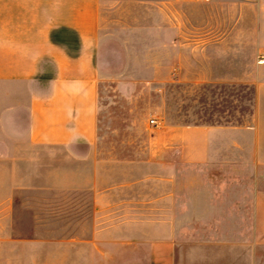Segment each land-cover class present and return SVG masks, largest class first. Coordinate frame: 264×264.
Returning <instances> with one entry per match:
<instances>
[{"label": "crops", "instance_id": "crops-1", "mask_svg": "<svg viewBox=\"0 0 264 264\" xmlns=\"http://www.w3.org/2000/svg\"><path fill=\"white\" fill-rule=\"evenodd\" d=\"M166 2L182 9L184 65L198 56L208 71L221 73L209 81L253 85L257 99L253 124L173 128L178 145L169 150L174 161L166 165L234 168L246 160L264 169V62L257 61L264 53V0ZM101 6L102 0H0V176L8 185L0 199L12 200L15 186L30 183L32 168H46L38 177L48 188L89 200L90 224L70 236L27 238L39 251L37 259L23 257L25 264H178L182 248L202 241L180 239L173 208L160 218L158 207L150 206L151 217L144 219L141 208L123 206L140 198L129 189L142 177L126 170L136 161L97 155ZM166 196L174 199V192ZM182 213L202 223L201 209ZM1 231L8 233L9 225ZM252 231L254 242L264 244V185L253 195ZM9 260L2 256L1 262ZM213 264L251 262L234 263L232 253Z\"/></svg>", "mask_w": 264, "mask_h": 264}, {"label": "rangeland", "instance_id": "rangeland-1", "mask_svg": "<svg viewBox=\"0 0 264 264\" xmlns=\"http://www.w3.org/2000/svg\"><path fill=\"white\" fill-rule=\"evenodd\" d=\"M100 21L105 38L97 155L136 161L126 170L142 177L129 189L140 198L123 206L141 208L144 219L151 217L150 206L158 207L160 218L175 209L180 239L202 241L182 248L178 264H213L220 255L232 253L234 263L264 264V244L254 242L252 231L253 195L264 185V169L246 160L234 168L181 161L174 169L166 165L174 161L169 150L174 146L177 150L178 145L170 135L173 128L253 124L255 87L234 84L231 88L209 81L221 73L208 71L210 65H200L198 56L184 65L188 56L179 25L182 9L168 6L166 0H102ZM31 171L30 183L15 186L12 200L0 199V227L9 225L8 233L0 232V240L10 241L8 246L0 244V264H6L1 259L7 255V264H25L23 257L37 259L39 248L25 242L27 238L70 236L80 232L79 226L90 224L86 194L48 188L38 177L47 169ZM3 180L0 176V197L8 186ZM170 191L174 199L167 198ZM156 194L158 200L150 199ZM200 195L208 199H199ZM184 208L201 209L202 223L189 213L183 215Z\"/></svg>", "mask_w": 264, "mask_h": 264}, {"label": "built area", "instance_id": "built-area-1", "mask_svg": "<svg viewBox=\"0 0 264 264\" xmlns=\"http://www.w3.org/2000/svg\"><path fill=\"white\" fill-rule=\"evenodd\" d=\"M257 61L258 62H264V53H258L257 55ZM151 121H154V119H151Z\"/></svg>", "mask_w": 264, "mask_h": 264}]
</instances>
